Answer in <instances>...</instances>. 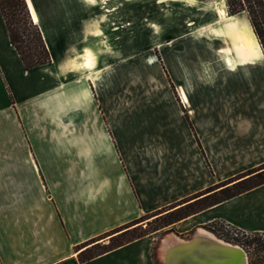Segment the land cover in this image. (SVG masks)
I'll list each match as a JSON object with an SVG mask.
<instances>
[{
  "label": "crops",
  "instance_id": "crops-1",
  "mask_svg": "<svg viewBox=\"0 0 264 264\" xmlns=\"http://www.w3.org/2000/svg\"><path fill=\"white\" fill-rule=\"evenodd\" d=\"M212 1L25 0L50 53V62L31 68L0 13V264H156L150 233L82 262L79 247L221 181L192 175L189 127L181 136L187 153L170 140L183 119L142 122L120 103L110 113L96 85L112 61L126 58L125 46L137 45L127 42L128 26L143 25L144 7L148 25H207L216 20ZM261 55L223 60L247 58L235 60L249 66ZM259 124L246 129L261 145L239 172L264 164V118ZM216 219L264 233V183L170 225L180 234Z\"/></svg>",
  "mask_w": 264,
  "mask_h": 264
},
{
  "label": "rangeland",
  "instance_id": "rangeland-1",
  "mask_svg": "<svg viewBox=\"0 0 264 264\" xmlns=\"http://www.w3.org/2000/svg\"><path fill=\"white\" fill-rule=\"evenodd\" d=\"M232 1L234 6H238V0ZM243 5L253 13L252 20L247 10H243L241 15L248 18L262 50L257 53H262L259 60L250 61L253 65L239 66V61L247 58H229L231 62L226 58L225 62L221 43L209 34L208 30L213 26L210 23L148 25L149 10L144 7L143 25H136V29L135 25L128 26L127 42H137V45L125 46L123 57L126 58L112 61L96 85L100 100L112 107L110 113H116L114 108L120 103L128 108L127 117L138 118L142 122L155 120L164 123L169 120L174 123L176 119H183V127L176 124L174 127L181 130L171 134L170 140L173 143L178 139L183 142L187 153L186 135L183 141L181 136L185 128H190L191 172L197 178L205 172L206 183L224 181L245 173L239 171L248 167L247 161L261 145L260 138L246 136V129L251 125L257 128L259 120L264 118V7L259 0H245ZM167 15L172 17L170 12ZM160 16L166 19V16ZM181 89L185 91L188 103H184ZM248 118L250 122H239ZM239 147L243 152H239ZM232 173L235 175L225 178ZM164 208L166 206L141 218ZM151 218L148 225L147 219L143 220L125 235L115 237L113 242L131 235L150 233L153 236V260L156 264H162L163 240L169 235L174 237L176 232L171 225L163 226L167 218ZM245 220L248 221V217ZM219 221L223 220L193 225L184 229L183 233L176 234L180 239L191 238L198 228H205L224 241L242 246L248 264H264L262 236H252L251 232L236 227L238 236L231 238ZM104 238H107L106 242H101ZM104 238L99 241L100 246L91 249L92 252L101 250V245L108 243L110 238Z\"/></svg>",
  "mask_w": 264,
  "mask_h": 264
},
{
  "label": "trees",
  "instance_id": "trees-1",
  "mask_svg": "<svg viewBox=\"0 0 264 264\" xmlns=\"http://www.w3.org/2000/svg\"><path fill=\"white\" fill-rule=\"evenodd\" d=\"M243 1L245 2V0H238V6H234V2L232 0H225L227 12L229 15H234L242 12L243 10H247L249 17L252 20L253 13L251 9L243 5ZM259 1L260 4L264 7V0ZM0 13L5 22L9 41L18 53L19 58L25 68H31L50 62V53L44 43L38 26L30 18L25 0H0ZM253 25L255 26L254 23ZM255 31L257 35H259L256 28ZM263 183L264 164L257 168L248 169L245 171V173L235 178L226 179L217 184L208 186L203 192L189 199L183 200L182 202L171 206H167L166 208L157 211L150 216L143 217L102 237L84 243L79 247V249H82L83 247L84 248L79 251L78 260L82 262L91 259L99 254H102L131 240L143 236L146 233L131 235L128 238H123L113 242L115 237L125 235L127 231L139 226L135 224L140 223L143 220L147 219L146 223L148 225V223L151 222V220H149L150 217H153L151 218L153 220L167 218L164 221L163 226H168L186 216H189L213 204L231 198ZM219 222L223 224L224 221ZM132 225L135 226L131 227ZM232 227L234 229L236 228L234 226ZM251 233L252 236H262V240L264 241L263 232ZM106 236H109L110 238L108 243L102 244L101 246H103V248L101 250L99 249L95 252H92L91 249L100 246L101 243H99V241H101L102 238Z\"/></svg>",
  "mask_w": 264,
  "mask_h": 264
},
{
  "label": "bare ground",
  "instance_id": "bare-ground-1",
  "mask_svg": "<svg viewBox=\"0 0 264 264\" xmlns=\"http://www.w3.org/2000/svg\"><path fill=\"white\" fill-rule=\"evenodd\" d=\"M212 5L216 15V20L214 23H210V25L213 26H211L208 31H210L209 34L214 36V39H217L220 43L225 44V47H223L221 51H223L226 55L234 53L257 55V53L261 50V47L249 20L245 16L241 15L244 11L234 15H229L225 0H214L212 1ZM33 19H36L34 13ZM92 64V54L89 50H85L83 65L91 67ZM181 95L185 98V94L182 90ZM195 234L208 235L212 238V243L204 242L203 244H194L191 247L192 250L186 248L173 249L172 247L174 245L183 243L189 239L182 240L177 236L172 237L169 235L163 240L161 252L162 264H187L186 261H190L189 264H241L242 255L245 256V252L244 250H240V246L234 245L233 243H226V241L220 240L216 235L202 228H198L195 231ZM217 256H221L222 258ZM247 259L248 258L246 256L242 262L248 264Z\"/></svg>",
  "mask_w": 264,
  "mask_h": 264
},
{
  "label": "water",
  "instance_id": "water-1",
  "mask_svg": "<svg viewBox=\"0 0 264 264\" xmlns=\"http://www.w3.org/2000/svg\"><path fill=\"white\" fill-rule=\"evenodd\" d=\"M203 229H205V228H203ZM205 230H207V229H205ZM207 231H209V230H207ZM210 232V231H209ZM210 233H212V232H210ZM213 234V233H212ZM182 239V238H181ZM187 239H189L188 241H185V242H183V243H178V244H176V245H174L172 248L173 249H176V248H186V249H191L192 250V246L194 245V244H203L204 242L205 243H212V238L211 237H209L208 235H205V234H193L192 236H191V238H187ZM186 239V240H187ZM220 239V238H219ZM183 240H185V239H183ZM220 240H222V239H220ZM226 243H230V242H227L226 241ZM234 245H237V244H234ZM239 246V245H238ZM241 247V246H240ZM240 250H244L242 247H241V249ZM244 252H245V250H244ZM245 254V256L244 255H242V259H241V264H245L244 262H242V260L243 259H245V257L247 256V254H246V252L244 253ZM217 257H219V258H222L221 256H217ZM166 259H167V257H166ZM186 263L187 264H189L190 263V261H186ZM166 264H168V263H166Z\"/></svg>",
  "mask_w": 264,
  "mask_h": 264
},
{
  "label": "built area",
  "instance_id": "built-area-1",
  "mask_svg": "<svg viewBox=\"0 0 264 264\" xmlns=\"http://www.w3.org/2000/svg\"><path fill=\"white\" fill-rule=\"evenodd\" d=\"M223 226L225 227L224 229H225L226 233H230L229 235L231 238L238 236V234H237L238 232L235 229H233V227L229 223L223 222Z\"/></svg>",
  "mask_w": 264,
  "mask_h": 264
}]
</instances>
